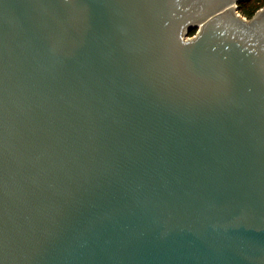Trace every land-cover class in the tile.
Listing matches in <instances>:
<instances>
[{
    "label": "water",
    "instance_id": "95a60500",
    "mask_svg": "<svg viewBox=\"0 0 264 264\" xmlns=\"http://www.w3.org/2000/svg\"><path fill=\"white\" fill-rule=\"evenodd\" d=\"M240 1L0 0V264H264Z\"/></svg>",
    "mask_w": 264,
    "mask_h": 264
},
{
    "label": "trees",
    "instance_id": "16d2710c",
    "mask_svg": "<svg viewBox=\"0 0 264 264\" xmlns=\"http://www.w3.org/2000/svg\"><path fill=\"white\" fill-rule=\"evenodd\" d=\"M262 6H264V0H241L238 3L239 12L248 18H251ZM195 33L196 29H191L189 31L190 36Z\"/></svg>",
    "mask_w": 264,
    "mask_h": 264
}]
</instances>
